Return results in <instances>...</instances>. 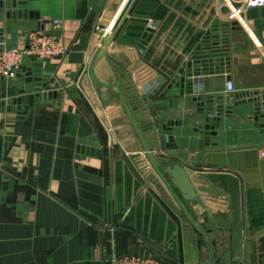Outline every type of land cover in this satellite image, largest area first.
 <instances>
[{"label": "crops", "instance_id": "1", "mask_svg": "<svg viewBox=\"0 0 264 264\" xmlns=\"http://www.w3.org/2000/svg\"><path fill=\"white\" fill-rule=\"evenodd\" d=\"M4 1L6 46L26 50L30 33L42 30L56 34L65 53L43 61L58 93L52 100L41 92L26 109L37 92L22 94V79L4 86L0 78V264H113L125 255L187 264V242L199 245L207 263L225 264L232 208L226 192L207 182L211 172L239 178L242 261L264 264V138L254 103L224 114L216 141L199 150L195 125L203 116L194 100L230 97L228 105L264 91V7L242 5V14H234L233 0H27L19 6L37 19L9 15ZM224 7L233 14L223 15ZM217 20L237 22L229 31V64L194 73L193 93L163 96L181 69L187 75ZM108 29L114 35L96 78ZM229 81L234 92L227 91ZM168 121L177 123L179 150L191 159L200 151L212 168L185 166L200 202L184 201L150 159L146 145L162 170L177 162L157 147Z\"/></svg>", "mask_w": 264, "mask_h": 264}, {"label": "water", "instance_id": "2", "mask_svg": "<svg viewBox=\"0 0 264 264\" xmlns=\"http://www.w3.org/2000/svg\"><path fill=\"white\" fill-rule=\"evenodd\" d=\"M27 4V0H7L6 5L10 9L8 14L19 18L30 17L38 19V13H33L26 8H19V6H26ZM0 5L3 7L5 5V1H0ZM232 6L238 10L241 7V3L237 0H233ZM222 14L225 16L230 14L232 15V11L229 7H224L222 9ZM236 25L237 22H232L230 24L225 21L217 20L212 30L206 35L200 46L197 48L192 60L186 65L187 75H184L185 68L181 69L179 75L169 82L162 95H184L186 92L193 93L194 80L192 79V76L194 73L199 74L200 72H214L215 70H219L221 67H225V64H229L226 63L229 62V59L226 58L229 56V31L231 26L235 28ZM113 35V33H107L105 37V47L93 67V73L96 78L97 71L105 59L106 52ZM43 61L44 60L38 57H29L25 55L23 57L21 67L17 70L16 77L25 82L24 87L21 89V93L37 92L36 94L30 95L29 105L26 109H28L30 105H33L35 98L40 96L41 92L44 98H49L51 100L53 97H57L58 95V93H55L53 87L49 85V83H53V80L51 79L52 75L51 73H45L43 71ZM1 80L5 86L8 79L3 77ZM194 100L199 102L198 110L200 115L203 116L202 121L200 123H196L195 125V130L199 133L200 137L199 150H202L205 145H210L212 141H216V129L220 124L221 117L224 114H230L233 110H237L238 106L242 103H254L255 126L260 128L262 138H264V91H252L238 95L237 101L228 105H226L225 101L230 102V97L224 99L223 97L214 96H196L194 97ZM15 102L16 104L21 105L22 99H16ZM129 116L138 130L139 135L142 136L130 113ZM176 124L177 123L175 121H168L167 124L163 125V134L161 139L157 142V147L161 146L163 149L168 150L169 155L173 159L177 160L176 163H166L164 164L162 170L157 164L154 156L151 154V151L146 143L145 145L147 151H149L150 159L154 163L161 177L166 180L165 175L168 176V179L166 180L168 185L171 188H176L184 201L200 202V195L192 181L190 173L187 171L185 166H193L194 169L200 170L212 168L203 165L202 153L200 151L195 152L196 156L191 159L189 157V152L179 150V147L173 138V127ZM206 180L210 185L223 189L226 192L232 208L233 234L231 237L230 249L227 254L228 260H226L225 264H243V223L240 180L232 173L223 172L208 173L206 175ZM172 190L183 208L187 211L180 196H177L174 189ZM189 216L194 224H196L191 215ZM186 257L187 264H209L207 263L209 256L200 249L199 245H194L191 242L186 243Z\"/></svg>", "mask_w": 264, "mask_h": 264}, {"label": "built area", "instance_id": "3", "mask_svg": "<svg viewBox=\"0 0 264 264\" xmlns=\"http://www.w3.org/2000/svg\"><path fill=\"white\" fill-rule=\"evenodd\" d=\"M2 1V0H0ZM4 1V0H3ZM241 3V7L234 14H242V5L247 7H264V0H237ZM243 2V3H242ZM233 14V13H232ZM62 21L54 20L55 28H59ZM107 32V31H106ZM65 53L64 46L60 43L56 34L35 30L29 35V47L26 50L18 48H10L6 46L5 41L0 40V78L14 79L17 70L21 67L24 55L29 57H38L42 60L50 59ZM227 91L234 92L235 86L232 81L227 83ZM264 156V150L262 152ZM113 264H158L153 257H144L140 255H125L115 257Z\"/></svg>", "mask_w": 264, "mask_h": 264}, {"label": "bare ground", "instance_id": "4", "mask_svg": "<svg viewBox=\"0 0 264 264\" xmlns=\"http://www.w3.org/2000/svg\"><path fill=\"white\" fill-rule=\"evenodd\" d=\"M111 28H112V27H111ZM109 32H111V29H108L106 33H109Z\"/></svg>", "mask_w": 264, "mask_h": 264}, {"label": "rangeland", "instance_id": "5", "mask_svg": "<svg viewBox=\"0 0 264 264\" xmlns=\"http://www.w3.org/2000/svg\"><path fill=\"white\" fill-rule=\"evenodd\" d=\"M216 247V246H215ZM216 249V248H215Z\"/></svg>", "mask_w": 264, "mask_h": 264}]
</instances>
